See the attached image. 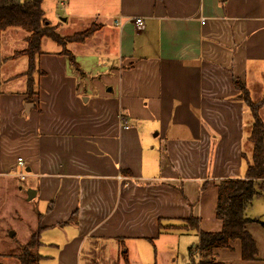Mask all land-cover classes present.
<instances>
[{
	"label": "crops",
	"instance_id": "obj_1",
	"mask_svg": "<svg viewBox=\"0 0 264 264\" xmlns=\"http://www.w3.org/2000/svg\"><path fill=\"white\" fill-rule=\"evenodd\" d=\"M96 3L107 6L108 27L93 25L91 37L65 47L81 72L61 46L40 45L36 95L28 101L22 73L9 74L0 93V183L20 179L39 198L35 216L26 209L28 230L41 229L56 264H136L156 256L154 244L164 245L171 230L184 236L189 217L199 231L219 232L216 184L246 169L250 115L233 81L252 93L254 69L264 72V0ZM112 36L109 59L98 49ZM19 78L15 91L9 85ZM246 215L264 222V208ZM246 229L256 260L243 261L235 241L214 251L216 262L264 264V228Z\"/></svg>",
	"mask_w": 264,
	"mask_h": 264
},
{
	"label": "trees",
	"instance_id": "obj_2",
	"mask_svg": "<svg viewBox=\"0 0 264 264\" xmlns=\"http://www.w3.org/2000/svg\"><path fill=\"white\" fill-rule=\"evenodd\" d=\"M43 0H0V32L9 28H18L25 31L27 47L24 50L14 52L7 60H15L26 57L27 70L22 73L26 78L25 94L28 101L37 93L35 75L39 74L36 68V57L40 54V45L43 38L52 40L62 47L61 55L67 57L69 66L73 71L81 72L75 58L66 51L67 43H82L94 33L90 28L83 33H77L71 37H59L53 28L44 19L42 11ZM239 90V99L249 110L251 124L248 137L245 141L250 146V157L246 158L243 152L242 159L246 165L243 177L240 179H226L216 184L217 200L215 218L220 222L219 232L199 231L198 220L189 217L185 225L181 227L185 233L190 231L198 233V242L189 248L188 256L190 264H220L216 262L215 250L230 249V243H240L241 259L243 261H255L257 248L255 241L247 232L249 223H258L264 228V222H259L247 217L246 211L252 201L262 193L259 190V181L264 180V123L259 117L263 102L256 104L248 100L249 92L238 81H233ZM40 228L32 231L28 240L15 249L9 251V257L15 264H37L40 257L37 249L41 245L39 241ZM195 256L197 261L194 260ZM1 264V263H0Z\"/></svg>",
	"mask_w": 264,
	"mask_h": 264
},
{
	"label": "rangeland",
	"instance_id": "obj_3",
	"mask_svg": "<svg viewBox=\"0 0 264 264\" xmlns=\"http://www.w3.org/2000/svg\"><path fill=\"white\" fill-rule=\"evenodd\" d=\"M43 0L42 1V11L44 14V19L47 23L53 28L56 35L59 37L65 38L71 36L75 33H83L87 29L93 28V25H103L107 26L110 24V17L108 13H103L106 10L107 6H102L96 3L98 0ZM103 1V0H102ZM73 2V3H72ZM102 12V13H101ZM105 15L104 18H101ZM141 20V19H140ZM135 21V20H134ZM142 22V21H141ZM134 23V22H133ZM114 25H120L119 21H115ZM136 29H140L142 26H137L134 23ZM28 34L18 28H9L5 31L0 32V93L7 92V85H4V82L9 74L13 73H24L27 70V58H19L17 60H8L14 52L24 50L26 45V38ZM112 41H109L108 44L103 45L98 49L102 54L106 53V57L112 59L115 56L116 52V40L115 36L111 37ZM107 46V47H106ZM78 48V46H73V49ZM81 47L80 49H84ZM111 48V49H106ZM58 49L53 41L48 38H43L41 41V50L44 52H49L51 50ZM68 51H70L71 46H67ZM253 80L251 83V92L247 93L248 100L251 103L261 104L262 98H264V72H257L254 69ZM257 74V76H256ZM24 78H19L13 82L12 86L15 91L21 90L24 85ZM255 84V85H253ZM260 93L258 96L257 94ZM259 117L261 121H264V114ZM262 121V122H263ZM248 122L245 125V131L247 134V129L250 127L251 119L249 116ZM264 123V122H263ZM249 126V127H247ZM250 151V146L247 144V141L244 142V153ZM20 180V179H19ZM14 177H9L6 181L0 183V263L1 264H15V261L10 258L8 255L9 251L15 249L20 244H24L30 234L28 230L29 223L31 219L26 217V214L30 212L32 215L33 208L36 205V202L39 203V198L34 197L28 199V191L25 190L24 183L19 181ZM21 187L22 190L18 191L16 187ZM8 189V190H7ZM264 200L262 203L258 201H252L251 206L248 208V214L259 213L263 211ZM26 209L28 212H26ZM36 210V209H35ZM39 210H43L39 208ZM26 212V213H25ZM20 215H23V221L20 218ZM35 216V215H34ZM25 217L27 218L25 221ZM30 221V222H29ZM34 224V223H33ZM33 226V225H32ZM10 233L13 235L10 236ZM52 235V233H49ZM170 236H166L165 244L162 245V242L154 244L155 255L148 256V259L143 256V260L136 264H187V250L189 247L195 246L197 243H194L196 236L193 232L185 233L184 236L181 235V232L177 230H171L169 232ZM59 237L64 239V233L61 232ZM40 239V236L38 237ZM41 242V240H40ZM42 244V243H41ZM168 244V246H167ZM164 248L163 254H158L157 251ZM153 249V247H152ZM151 249V250H152ZM125 249L122 250L124 252ZM38 255L40 257L37 264H56L54 259L49 255H52L53 248L48 244L40 245L37 249ZM144 253V252H143ZM183 256V258H182ZM190 264V263H189Z\"/></svg>",
	"mask_w": 264,
	"mask_h": 264
},
{
	"label": "built area",
	"instance_id": "obj_4",
	"mask_svg": "<svg viewBox=\"0 0 264 264\" xmlns=\"http://www.w3.org/2000/svg\"><path fill=\"white\" fill-rule=\"evenodd\" d=\"M134 23L137 25V26H140L142 25V22L140 19H135ZM17 164L20 165V166H23L24 165V162L21 160V159H18L17 160ZM19 177H23L22 175H20ZM259 190L262 194H264V180H261L259 181Z\"/></svg>",
	"mask_w": 264,
	"mask_h": 264
},
{
	"label": "water",
	"instance_id": "obj_5",
	"mask_svg": "<svg viewBox=\"0 0 264 264\" xmlns=\"http://www.w3.org/2000/svg\"><path fill=\"white\" fill-rule=\"evenodd\" d=\"M32 105L31 104H27L25 105V108H26V112L28 111L29 107H31ZM34 196V192L33 191H28V199H32ZM13 234L10 233V236H12Z\"/></svg>",
	"mask_w": 264,
	"mask_h": 264
}]
</instances>
